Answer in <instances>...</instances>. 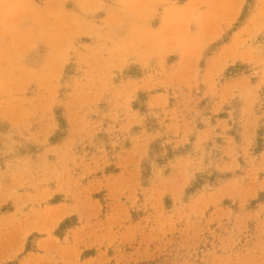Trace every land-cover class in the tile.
<instances>
[{"label": "rangeland", "instance_id": "obj_1", "mask_svg": "<svg viewBox=\"0 0 264 264\" xmlns=\"http://www.w3.org/2000/svg\"><path fill=\"white\" fill-rule=\"evenodd\" d=\"M32 1L0 18V264H264V0Z\"/></svg>", "mask_w": 264, "mask_h": 264}, {"label": "crops", "instance_id": "obj_2", "mask_svg": "<svg viewBox=\"0 0 264 264\" xmlns=\"http://www.w3.org/2000/svg\"><path fill=\"white\" fill-rule=\"evenodd\" d=\"M25 3L28 4L27 5V7H28L27 10L28 11H26V8L22 7V5H24ZM48 3H50V2H48ZM8 4L15 5V7H16L15 10H17L18 15H22V16L26 15V13H29L27 16H31V14L34 13V12L41 13L42 11L47 9L46 5H45V7H35V6H33L34 3H33L32 0H0V18L3 17L5 11L8 8L7 7ZM17 6H18V8H17ZM43 8H45V9H43ZM30 21L32 22L33 25H35V21L33 19H31ZM33 31H35V30L32 29V36H30V35L23 36L21 34L19 35V36L24 37V39L23 40L21 39L22 41L20 42V44L22 45L23 48H25V46L26 45L28 46L29 44H31V46H32V44L37 42L38 36L35 35L36 33L33 32ZM0 34H1V32H0ZM13 34L16 35V32L13 33Z\"/></svg>", "mask_w": 264, "mask_h": 264}, {"label": "trees", "instance_id": "obj_3", "mask_svg": "<svg viewBox=\"0 0 264 264\" xmlns=\"http://www.w3.org/2000/svg\"><path fill=\"white\" fill-rule=\"evenodd\" d=\"M39 1V0H38ZM249 11V7H246L243 11V14H242V17H241V21H243L246 17H247V13ZM236 68H231L228 70V73L229 71H235ZM61 121V120H60ZM60 135V133H57L56 136L54 137L53 141H56L57 140V137ZM262 135V132L259 131V138H258V143H257V150L260 152L263 148H264V139L261 137ZM200 186V182L199 181H196L192 187H190L185 194L187 195H190V193H193L196 189H198ZM72 220L71 219H67L65 220L61 225H60V228L57 232V235L61 236L62 234V231H64L66 228H68V226L71 224ZM31 239L32 237L30 238V242H31ZM30 242L28 243L27 245V248H26V252L29 253L31 252V245H30ZM5 264H18L17 262H9V263H5Z\"/></svg>", "mask_w": 264, "mask_h": 264}]
</instances>
